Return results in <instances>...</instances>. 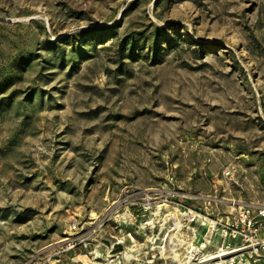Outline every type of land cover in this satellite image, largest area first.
<instances>
[{
    "label": "rangeland",
    "instance_id": "1",
    "mask_svg": "<svg viewBox=\"0 0 264 264\" xmlns=\"http://www.w3.org/2000/svg\"><path fill=\"white\" fill-rule=\"evenodd\" d=\"M135 189L264 204V0H0V264H108L63 242Z\"/></svg>",
    "mask_w": 264,
    "mask_h": 264
},
{
    "label": "built area",
    "instance_id": "2",
    "mask_svg": "<svg viewBox=\"0 0 264 264\" xmlns=\"http://www.w3.org/2000/svg\"><path fill=\"white\" fill-rule=\"evenodd\" d=\"M179 198L195 200L198 206L186 208L179 200L174 201ZM167 207L173 213L166 211L161 219V211ZM137 219L139 222L134 234L128 232L120 238L108 231L112 228L121 232L123 226ZM159 220L166 229L165 237L169 233L173 234L170 241L174 247L180 245L178 248H188L185 257L190 259V264H264V204L218 198L216 195L189 196L174 190L162 195L156 189L127 190L108 206L99 220L91 219L84 225L73 224L72 234L63 242L66 246L63 253H75L77 250L84 252L91 246L96 250L105 245L111 264L115 260V264H121L126 258L135 264H151L156 257L153 254L155 239L152 235V240L148 241L149 247L143 250L136 248L125 251V242L128 239L135 248L134 235L139 231L144 232V229L151 234L155 225L161 223ZM185 233L189 237L184 238ZM117 246L122 247L118 252L115 251ZM140 256L145 261L139 259ZM100 257L94 254L93 259ZM186 264H189L188 260Z\"/></svg>",
    "mask_w": 264,
    "mask_h": 264
},
{
    "label": "crops",
    "instance_id": "3",
    "mask_svg": "<svg viewBox=\"0 0 264 264\" xmlns=\"http://www.w3.org/2000/svg\"><path fill=\"white\" fill-rule=\"evenodd\" d=\"M108 231H109V230H108ZM109 232H110V231H109ZM110 233H111V232H110ZM102 247H104V248H102ZM102 247L100 246L99 249H100V251H101V252L103 253V255H104L105 252H108V249L106 248L105 245L102 246ZM121 249H122V247L117 246V247L115 248V251L117 250L116 252H118V251H120ZM105 254H106V253H105ZM100 256H101V255H100ZM101 257H103V256H101Z\"/></svg>",
    "mask_w": 264,
    "mask_h": 264
},
{
    "label": "bare ground",
    "instance_id": "4",
    "mask_svg": "<svg viewBox=\"0 0 264 264\" xmlns=\"http://www.w3.org/2000/svg\"><path fill=\"white\" fill-rule=\"evenodd\" d=\"M177 259V258H176ZM112 262L111 261H108V264H111Z\"/></svg>",
    "mask_w": 264,
    "mask_h": 264
},
{
    "label": "trees",
    "instance_id": "5",
    "mask_svg": "<svg viewBox=\"0 0 264 264\" xmlns=\"http://www.w3.org/2000/svg\"><path fill=\"white\" fill-rule=\"evenodd\" d=\"M117 251V250H116Z\"/></svg>",
    "mask_w": 264,
    "mask_h": 264
}]
</instances>
